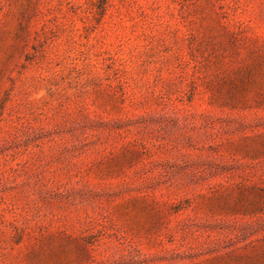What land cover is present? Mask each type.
Here are the masks:
<instances>
[{
  "label": "rangeland",
  "instance_id": "rangeland-1",
  "mask_svg": "<svg viewBox=\"0 0 264 264\" xmlns=\"http://www.w3.org/2000/svg\"><path fill=\"white\" fill-rule=\"evenodd\" d=\"M0 264H264V0H0Z\"/></svg>",
  "mask_w": 264,
  "mask_h": 264
}]
</instances>
